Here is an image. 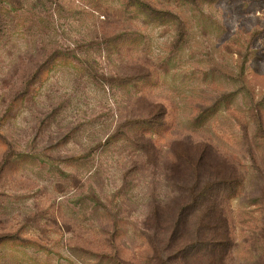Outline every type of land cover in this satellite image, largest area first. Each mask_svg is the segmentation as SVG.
I'll list each match as a JSON object with an SVG mask.
<instances>
[{
  "label": "rangeland",
  "instance_id": "374dc122",
  "mask_svg": "<svg viewBox=\"0 0 264 264\" xmlns=\"http://www.w3.org/2000/svg\"><path fill=\"white\" fill-rule=\"evenodd\" d=\"M201 145L230 236L182 263L146 223ZM215 257L264 264V0H0V264Z\"/></svg>",
  "mask_w": 264,
  "mask_h": 264
},
{
  "label": "trees",
  "instance_id": "16d2710c",
  "mask_svg": "<svg viewBox=\"0 0 264 264\" xmlns=\"http://www.w3.org/2000/svg\"><path fill=\"white\" fill-rule=\"evenodd\" d=\"M210 152L209 147L201 145L177 158L171 169V180L178 193L173 202L174 207L171 208L169 204L155 206L146 223L149 230L168 234L169 250L178 255L182 263L185 256H189L188 253L197 249V246L209 245V249L218 258L222 257L221 253L224 256L227 250L230 236L228 223L220 207L212 208L206 204L209 198L214 197L213 193L222 192L217 187L220 182L222 185L228 183L224 180L226 176L210 163ZM190 219L192 222L198 221V231H205L204 237L193 236L194 229L189 224ZM196 239H200V242H196ZM191 242L193 243L190 245ZM217 250L221 253L217 254ZM217 257L210 264H218L220 259Z\"/></svg>",
  "mask_w": 264,
  "mask_h": 264
}]
</instances>
